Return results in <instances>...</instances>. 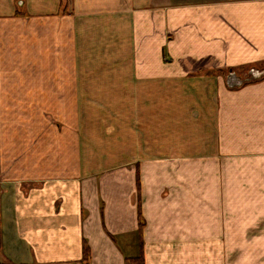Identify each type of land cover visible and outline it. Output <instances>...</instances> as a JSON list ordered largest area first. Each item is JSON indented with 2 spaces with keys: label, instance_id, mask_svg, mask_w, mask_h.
Returning <instances> with one entry per match:
<instances>
[{
  "label": "crops",
  "instance_id": "obj_1",
  "mask_svg": "<svg viewBox=\"0 0 264 264\" xmlns=\"http://www.w3.org/2000/svg\"><path fill=\"white\" fill-rule=\"evenodd\" d=\"M0 228L4 264H264V0H0Z\"/></svg>",
  "mask_w": 264,
  "mask_h": 264
},
{
  "label": "rangeland",
  "instance_id": "obj_2",
  "mask_svg": "<svg viewBox=\"0 0 264 264\" xmlns=\"http://www.w3.org/2000/svg\"><path fill=\"white\" fill-rule=\"evenodd\" d=\"M258 71H260V70H258ZM247 73V72H246ZM246 73H244V74H240L239 72L238 73H232V72H229V74L227 75L226 73L224 74V75H227L226 77H227V80H228V85L230 86V87H238V86H240V85H236V83H237V81L238 82H241L242 84L241 85H243V83H247L248 82V80L246 79L248 76H250V74H248V76L246 77ZM246 79V80H245ZM248 253H249V255L248 256H250V255H252V252L251 251H248ZM249 258H253L252 256L251 257H249Z\"/></svg>",
  "mask_w": 264,
  "mask_h": 264
},
{
  "label": "trees",
  "instance_id": "obj_3",
  "mask_svg": "<svg viewBox=\"0 0 264 264\" xmlns=\"http://www.w3.org/2000/svg\"><path fill=\"white\" fill-rule=\"evenodd\" d=\"M18 14V13H17ZM0 245H1V228H0ZM89 256V249L87 245L84 246V258H87ZM143 255L142 253L138 256V258H135L134 260H131L132 264H144ZM0 264H4L1 263Z\"/></svg>",
  "mask_w": 264,
  "mask_h": 264
},
{
  "label": "flooded vegetation",
  "instance_id": "obj_4",
  "mask_svg": "<svg viewBox=\"0 0 264 264\" xmlns=\"http://www.w3.org/2000/svg\"><path fill=\"white\" fill-rule=\"evenodd\" d=\"M230 72H231V71H230ZM248 74H250V76H248L246 79L248 80V82H251V81H252V78H253L254 76H256V75H254L255 72H253V71L250 70V72H249ZM246 79H245V80H246Z\"/></svg>",
  "mask_w": 264,
  "mask_h": 264
},
{
  "label": "water",
  "instance_id": "obj_5",
  "mask_svg": "<svg viewBox=\"0 0 264 264\" xmlns=\"http://www.w3.org/2000/svg\"><path fill=\"white\" fill-rule=\"evenodd\" d=\"M258 78H259V77H255V76H254V77L252 78V80H256V79H258ZM260 78H261V77H260ZM241 84H242V83H241V82H238V81H237V83H236V85H241Z\"/></svg>",
  "mask_w": 264,
  "mask_h": 264
}]
</instances>
